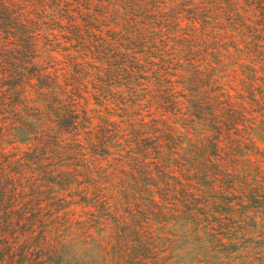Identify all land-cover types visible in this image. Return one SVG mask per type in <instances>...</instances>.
<instances>
[{
	"label": "trees",
	"instance_id": "obj_1",
	"mask_svg": "<svg viewBox=\"0 0 264 264\" xmlns=\"http://www.w3.org/2000/svg\"><path fill=\"white\" fill-rule=\"evenodd\" d=\"M184 1L0 0V264H264V37Z\"/></svg>",
	"mask_w": 264,
	"mask_h": 264
},
{
	"label": "rangeland",
	"instance_id": "obj_2",
	"mask_svg": "<svg viewBox=\"0 0 264 264\" xmlns=\"http://www.w3.org/2000/svg\"><path fill=\"white\" fill-rule=\"evenodd\" d=\"M212 0H185L184 4L187 7H191V3H211ZM251 0H236L235 1V7L240 14V16L234 15V22H239L240 24L242 22H246L250 26H254L257 28V32L252 30L250 33L247 31L246 26H239V30H232V26H230V31L232 36H235L236 39L239 36H242V32H245L246 34H250V37H256V33H260V37H264V7L259 9L257 7L256 3L250 4ZM264 5V0L263 3ZM225 11H223V9ZM228 14H231V9L228 7L227 3L225 0H215V24H218L219 22L223 23H232L229 22L230 19H228ZM187 12L184 13V19L182 21V25H188V24H193L190 19H187L186 16H189ZM200 16V15H198ZM118 20L121 22L123 19ZM233 22V23H234ZM198 23V22H196ZM241 30V31H240ZM103 31H106V28H103ZM235 42H238V40H234ZM264 44V42L262 43ZM242 46V45H240ZM262 49V48H259ZM264 56L263 54L260 53V57ZM225 67H221L219 65H216L214 71L212 72V76L215 79V81H220V82H226L228 79H230V82L233 86L239 87V77H240V69L241 65L244 64H250L249 59H243V57L238 58L237 57V51L233 49V47L229 46L226 58H225ZM259 64L261 65L262 69L259 68ZM253 66L258 70L259 75H264V57L262 60L255 61L253 62ZM232 69H235L234 72ZM226 72L230 73V75H227ZM231 93H235L232 89H230ZM258 145L264 149V143L258 141ZM261 156V155H260Z\"/></svg>",
	"mask_w": 264,
	"mask_h": 264
}]
</instances>
